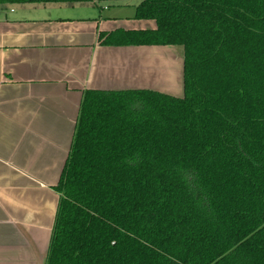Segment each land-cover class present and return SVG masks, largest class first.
I'll list each match as a JSON object with an SVG mask.
<instances>
[{
	"label": "trees",
	"instance_id": "obj_1",
	"mask_svg": "<svg viewBox=\"0 0 264 264\" xmlns=\"http://www.w3.org/2000/svg\"><path fill=\"white\" fill-rule=\"evenodd\" d=\"M135 1L99 44L181 47L182 96L82 93L43 264H264V0Z\"/></svg>",
	"mask_w": 264,
	"mask_h": 264
},
{
	"label": "crops",
	"instance_id": "obj_2",
	"mask_svg": "<svg viewBox=\"0 0 264 264\" xmlns=\"http://www.w3.org/2000/svg\"><path fill=\"white\" fill-rule=\"evenodd\" d=\"M99 3L0 5V264H43L84 91L182 96L179 46H103L153 30Z\"/></svg>",
	"mask_w": 264,
	"mask_h": 264
},
{
	"label": "rangeland",
	"instance_id": "obj_3",
	"mask_svg": "<svg viewBox=\"0 0 264 264\" xmlns=\"http://www.w3.org/2000/svg\"><path fill=\"white\" fill-rule=\"evenodd\" d=\"M137 1L135 0H130V1H112V2H101L98 5L103 7H110L109 9H112V7L116 6H122L119 7V10H116V15L119 17H130L131 13L133 12V8L137 5Z\"/></svg>",
	"mask_w": 264,
	"mask_h": 264
}]
</instances>
